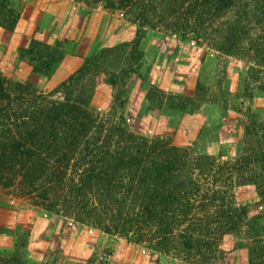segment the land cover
I'll use <instances>...</instances> for the list:
<instances>
[{"label":"trees","instance_id":"16d2710c","mask_svg":"<svg viewBox=\"0 0 264 264\" xmlns=\"http://www.w3.org/2000/svg\"><path fill=\"white\" fill-rule=\"evenodd\" d=\"M72 1L122 10L135 25L134 35L97 49L47 93L0 76V186L49 213L159 255L220 264L227 243L234 242L246 248L248 264H264L262 216L238 205L233 194L235 186L250 185L264 202L260 110L244 114L240 152L225 160L137 135L88 109L98 83L116 86L137 73L147 28L204 41L224 56L245 54L260 73L264 0ZM18 18V10L0 0V27L12 30ZM18 56L44 75L60 58L57 43L36 39ZM197 90L193 97L170 95L169 108L196 107Z\"/></svg>","mask_w":264,"mask_h":264},{"label":"rangeland","instance_id":"374dc122","mask_svg":"<svg viewBox=\"0 0 264 264\" xmlns=\"http://www.w3.org/2000/svg\"><path fill=\"white\" fill-rule=\"evenodd\" d=\"M8 1L19 18L12 30L0 27V76L12 82L26 81L36 92L51 91L97 49L134 35L135 25L122 10L102 4L87 9L72 0ZM32 39L57 43L60 58L49 75L34 73L32 63L18 56V49L26 48ZM140 50L143 56L137 73L116 86L98 83L88 109L137 135L235 159L241 149L244 114L248 109L264 114V67L255 73L245 54L224 56L204 41L182 39L170 30L147 28ZM73 57L81 63L76 64ZM196 86V107L169 108L170 95L193 97ZM233 194L238 205L248 206L264 221V202L252 186L237 185ZM226 248L228 256L220 264H248L246 248L234 242ZM0 264L192 263L90 230L0 186Z\"/></svg>","mask_w":264,"mask_h":264},{"label":"crops","instance_id":"0c3cea01","mask_svg":"<svg viewBox=\"0 0 264 264\" xmlns=\"http://www.w3.org/2000/svg\"><path fill=\"white\" fill-rule=\"evenodd\" d=\"M45 41H48V40L45 39ZM73 58H74L73 60L76 61L75 62L76 64L78 63V65H79V63H81L80 58H78V57H73Z\"/></svg>","mask_w":264,"mask_h":264}]
</instances>
